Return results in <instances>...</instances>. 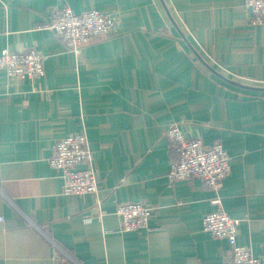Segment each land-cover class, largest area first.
Instances as JSON below:
<instances>
[{
    "label": "crops",
    "instance_id": "crops-1",
    "mask_svg": "<svg viewBox=\"0 0 264 264\" xmlns=\"http://www.w3.org/2000/svg\"><path fill=\"white\" fill-rule=\"evenodd\" d=\"M244 1L0 0V51L46 56L34 80L0 68V264H226L227 241L202 228L215 195L264 264V90L244 86H264V24ZM67 5L113 14L119 33L67 49L37 26ZM173 122L227 150L217 193L168 181ZM81 128L99 188L65 194L48 160ZM124 202L153 208L148 228L121 231Z\"/></svg>",
    "mask_w": 264,
    "mask_h": 264
},
{
    "label": "built area",
    "instance_id": "built-area-1",
    "mask_svg": "<svg viewBox=\"0 0 264 264\" xmlns=\"http://www.w3.org/2000/svg\"><path fill=\"white\" fill-rule=\"evenodd\" d=\"M244 5L250 10L254 23L264 24V0H245ZM50 14V20L38 24V28L55 31L62 44L77 54L85 44L119 33L117 18L111 13L94 9L75 13L67 5L53 9ZM45 57L36 48H22L16 52L3 48L0 51V68L8 77L34 80L44 74ZM165 131L170 147L177 153V158L170 163L168 181L198 178L217 193L231 169L228 152L221 142L207 145L199 136L189 137L177 122ZM52 151L48 161L52 168L61 171L63 193H97L99 181L92 166L93 152L88 146L84 128L59 138ZM210 202L215 207L203 215L202 228L213 237L227 241L226 264H260V258L250 248L237 243L239 219L223 210L217 195L211 197ZM152 212L153 208L145 202L119 203L115 209L123 232L148 228ZM83 220L90 223L93 219L87 215ZM0 221H3L2 216Z\"/></svg>",
    "mask_w": 264,
    "mask_h": 264
},
{
    "label": "water",
    "instance_id": "water-1",
    "mask_svg": "<svg viewBox=\"0 0 264 264\" xmlns=\"http://www.w3.org/2000/svg\"><path fill=\"white\" fill-rule=\"evenodd\" d=\"M244 86H246L247 88L255 89V90H257V89L264 90V86H257V87H255V86H247V85H244Z\"/></svg>",
    "mask_w": 264,
    "mask_h": 264
}]
</instances>
